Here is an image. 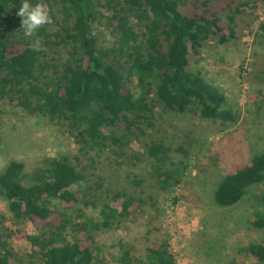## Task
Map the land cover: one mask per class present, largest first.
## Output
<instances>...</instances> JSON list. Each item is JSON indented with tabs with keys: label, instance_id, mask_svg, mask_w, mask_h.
I'll use <instances>...</instances> for the list:
<instances>
[{
	"label": "trees",
	"instance_id": "trees-1",
	"mask_svg": "<svg viewBox=\"0 0 264 264\" xmlns=\"http://www.w3.org/2000/svg\"><path fill=\"white\" fill-rule=\"evenodd\" d=\"M20 2L0 0V96L12 95L13 101L29 112L64 122L85 145L102 147L108 140L120 143V139L105 134L107 126L120 123L124 136H136L145 124L151 125L152 91L166 109L181 113L192 110L203 119H235L223 107L225 95L191 69L189 61L191 52L201 58L204 43L212 37L220 44L234 37L233 15L226 20L187 15L180 9V0H61L69 23L64 34H54L45 44L52 48L65 42L69 48L62 60L34 39L14 36L15 30L22 29L16 14ZM30 2L49 8L44 0ZM100 18L113 37L109 48L98 43L95 25ZM37 32L45 38L51 36L43 28ZM133 80L139 89L137 96L130 87ZM147 152L163 162L168 148L152 143ZM24 169L19 160L6 165L0 172V196L15 218H27L39 230L38 234L19 235L31 243L39 264H105L89 228L111 227L139 208L143 199L117 193L103 204L100 222L76 223L65 215V210L81 201L80 192L73 188L83 179L76 163L69 156H60L49 158L30 174ZM155 173L162 188L181 181L174 176L176 171L158 169ZM261 183L264 153L253 155L249 163L225 174L214 191V201L221 207L232 206ZM250 223L264 230V208L253 211ZM6 246L3 243L2 247ZM129 248L120 241L110 250H123L119 261L134 264ZM145 250L146 264H176L167 239L154 241ZM240 250L264 263V239ZM0 264L24 261L11 249H0Z\"/></svg>",
	"mask_w": 264,
	"mask_h": 264
},
{
	"label": "rangeland",
	"instance_id": "rangeland-1",
	"mask_svg": "<svg viewBox=\"0 0 264 264\" xmlns=\"http://www.w3.org/2000/svg\"><path fill=\"white\" fill-rule=\"evenodd\" d=\"M44 2L52 22L41 28L51 36L36 32L27 37L23 29L13 34L17 39H34L64 60L69 48L65 42L52 48L45 42L54 39V34H64L69 15L61 0ZM180 4L187 15L223 20L234 16L233 38L220 44L212 37L204 43L200 59L192 52L189 55L190 68L225 95L223 107L231 111L233 121L203 119L192 110L166 109L152 91V124H145L136 136H124L120 123L107 126L105 134L120 143L108 140L97 147L77 140L64 122L29 112L12 95L0 96V172L11 160L22 161L24 172L30 174L49 158L69 156L83 174L73 185L81 201L65 210L66 217L76 223L100 222L103 204L117 193L143 199L139 208L111 227L89 228L105 264H122L119 256L123 250H110L120 241L130 246L134 264H146L145 248L163 239L168 240L176 264H264L240 250L264 239V230L250 223L253 211L264 208V183L250 188L232 206L221 207L214 201V191L225 174L264 153V0H180ZM95 27L99 45L111 47L113 37L104 18ZM139 28L135 27L137 34ZM130 87L137 96L135 80ZM152 143L167 146L166 160L159 162L147 152ZM158 169L176 171L180 183L162 188L155 173ZM20 232L38 234L39 230L29 219L15 218L0 196V249H11L24 264H39L31 243L19 237Z\"/></svg>",
	"mask_w": 264,
	"mask_h": 264
},
{
	"label": "clouds",
	"instance_id": "clouds-1",
	"mask_svg": "<svg viewBox=\"0 0 264 264\" xmlns=\"http://www.w3.org/2000/svg\"><path fill=\"white\" fill-rule=\"evenodd\" d=\"M16 14L21 18V28L27 37L33 36L42 26L52 22L49 11L41 2L21 0Z\"/></svg>",
	"mask_w": 264,
	"mask_h": 264
}]
</instances>
